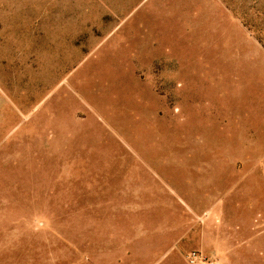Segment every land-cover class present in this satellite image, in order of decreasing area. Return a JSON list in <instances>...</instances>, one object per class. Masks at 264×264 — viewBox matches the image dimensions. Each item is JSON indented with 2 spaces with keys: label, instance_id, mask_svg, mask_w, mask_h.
I'll list each match as a JSON object with an SVG mask.
<instances>
[{
  "label": "rangeland",
  "instance_id": "374dc122",
  "mask_svg": "<svg viewBox=\"0 0 264 264\" xmlns=\"http://www.w3.org/2000/svg\"><path fill=\"white\" fill-rule=\"evenodd\" d=\"M0 264H264V0H0Z\"/></svg>",
  "mask_w": 264,
  "mask_h": 264
}]
</instances>
